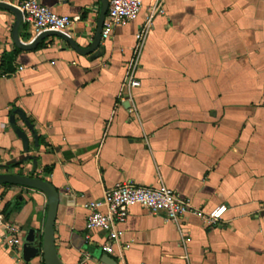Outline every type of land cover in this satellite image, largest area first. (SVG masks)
Instances as JSON below:
<instances>
[{
  "label": "crops",
  "instance_id": "obj_1",
  "mask_svg": "<svg viewBox=\"0 0 264 264\" xmlns=\"http://www.w3.org/2000/svg\"><path fill=\"white\" fill-rule=\"evenodd\" d=\"M41 2L80 18L68 36L90 46L101 0ZM149 3L101 43V54L88 56L58 37L33 50L16 48L15 15L0 10V64L6 52L13 55L0 76V174L41 178L57 189L62 264H264V0H166V14L154 21L142 52L141 87L129 100L135 36ZM20 40H36L23 23ZM16 128L29 137V153ZM129 181L162 182L205 213L220 205L228 210L212 226L192 214L177 225L134 206L107 254L102 233L86 238L87 205ZM8 207V220L25 235L43 230L45 193L1 186L0 208ZM0 264L43 260L19 262L0 232Z\"/></svg>",
  "mask_w": 264,
  "mask_h": 264
},
{
  "label": "built area",
  "instance_id": "obj_2",
  "mask_svg": "<svg viewBox=\"0 0 264 264\" xmlns=\"http://www.w3.org/2000/svg\"><path fill=\"white\" fill-rule=\"evenodd\" d=\"M166 0H150L148 15L137 32L134 59L130 66L127 90L129 100H133V91L141 87L138 69L143 49L151 33L154 21L164 16ZM23 16L22 23L28 27L33 38L49 31L69 35L71 26L80 18L59 15L44 5L41 0H25L16 5ZM144 0H109L107 16L103 23L101 43L111 40L117 28L125 27L136 21L143 10ZM139 206L152 214H165L167 220L181 225L189 214L198 216L206 225L212 226L220 222L228 207L220 205L208 213L194 207L192 201L178 195L162 182L155 187H144L134 182H121L113 188L105 190L103 197L87 205L86 231L88 240L91 233L103 234L104 243L101 248L107 254H113L114 248L121 240V227L130 217V210ZM0 232L3 244L13 250L19 262H23L22 248L25 232L10 222L0 208Z\"/></svg>",
  "mask_w": 264,
  "mask_h": 264
},
{
  "label": "water",
  "instance_id": "obj_3",
  "mask_svg": "<svg viewBox=\"0 0 264 264\" xmlns=\"http://www.w3.org/2000/svg\"><path fill=\"white\" fill-rule=\"evenodd\" d=\"M108 7L109 0H101V10L94 39L91 42L90 46H88L87 48H82L74 39H71L69 36L53 31L41 34L38 38H36L34 42L29 45L23 44L20 40V29L23 21L22 13L16 6L0 2V10H6L15 15V23L12 30V39L16 48L21 50H33L44 40L50 37H58L64 40L70 48H72L76 53L82 56H88L91 54L99 55L102 53V48H100L101 33L104 20L107 16ZM19 116L22 121H24L29 127V130L32 131L33 127L30 125L27 117L21 113L19 114ZM11 124H16L14 117H11ZM15 132L22 141L23 150L26 153H29L30 142L26 132L21 128H16ZM34 140L38 146V138L35 137ZM27 160L34 161V158L27 157ZM6 185H19L33 188L45 193L49 199V211L43 230L39 231L35 228H30L25 235L22 248L23 261L25 263H30L32 260L40 257L43 260V264H62L61 260L58 257L55 235V223L60 202L59 192L57 191V189L51 183L41 178L25 177L20 174H0V187Z\"/></svg>",
  "mask_w": 264,
  "mask_h": 264
},
{
  "label": "trees",
  "instance_id": "obj_4",
  "mask_svg": "<svg viewBox=\"0 0 264 264\" xmlns=\"http://www.w3.org/2000/svg\"><path fill=\"white\" fill-rule=\"evenodd\" d=\"M19 51V50H16ZM12 53L10 52H6L1 59V64H0V76H6V73L9 72V66L11 64V60H12ZM10 207H8L5 211V214H8L10 211Z\"/></svg>",
  "mask_w": 264,
  "mask_h": 264
}]
</instances>
